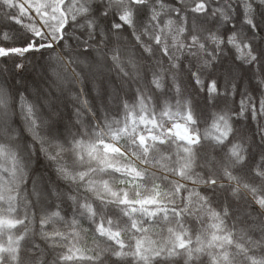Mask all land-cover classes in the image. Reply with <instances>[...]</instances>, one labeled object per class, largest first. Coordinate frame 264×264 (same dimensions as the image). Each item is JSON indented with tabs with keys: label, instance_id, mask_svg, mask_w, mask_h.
<instances>
[{
	"label": "snow or ice",
	"instance_id": "6c2138e0",
	"mask_svg": "<svg viewBox=\"0 0 264 264\" xmlns=\"http://www.w3.org/2000/svg\"><path fill=\"white\" fill-rule=\"evenodd\" d=\"M0 264H264V0H0Z\"/></svg>",
	"mask_w": 264,
	"mask_h": 264
}]
</instances>
